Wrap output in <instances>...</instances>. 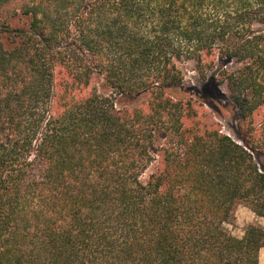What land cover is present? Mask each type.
<instances>
[{"label":"trees","instance_id":"1","mask_svg":"<svg viewBox=\"0 0 264 264\" xmlns=\"http://www.w3.org/2000/svg\"><path fill=\"white\" fill-rule=\"evenodd\" d=\"M184 63L210 93L176 96ZM223 88L264 107V0H0V264H259L264 225L229 229L264 218L255 142L200 103Z\"/></svg>","mask_w":264,"mask_h":264},{"label":"rangeland","instance_id":"2","mask_svg":"<svg viewBox=\"0 0 264 264\" xmlns=\"http://www.w3.org/2000/svg\"><path fill=\"white\" fill-rule=\"evenodd\" d=\"M29 18L22 17L11 20V28L27 26ZM180 68L184 75V82L177 93L178 98H189V94L193 97L199 98L205 93L210 91L205 87L206 80L203 76L195 70V67L191 63L180 64ZM90 88L97 89L100 93H108V88L104 85L101 77L95 76L90 85ZM223 92L214 93V98H203L201 104L203 105L204 111L209 116H212L216 122L219 123V127L223 132L233 135L234 137H241L246 135L255 142V153L256 157L264 170V107L259 108L254 114L247 120H244L236 112L234 107L230 104V98L225 88ZM118 107L123 108L135 106L138 101L135 98L129 101L122 100L120 97L117 98ZM203 118L201 117V121ZM165 141V135L162 132H156L154 144L151 147V153L154 161L149 168L142 175V180L146 181L150 174L156 169L158 161L160 159L159 153L161 146ZM245 206H239L236 212V222L234 225H230L229 229L236 235L241 237L244 234L245 228L251 223H260L264 225V218L262 220H255L254 222L248 223L249 209H244ZM244 210V212L242 211ZM252 211V210H251ZM264 264V248L260 251V263Z\"/></svg>","mask_w":264,"mask_h":264},{"label":"crops","instance_id":"3","mask_svg":"<svg viewBox=\"0 0 264 264\" xmlns=\"http://www.w3.org/2000/svg\"><path fill=\"white\" fill-rule=\"evenodd\" d=\"M244 209L246 208V209H248L247 207H243ZM243 212H244V210H242ZM250 212H249V214H247V216H248V223H250V222H254L255 220H262L263 219V217H259V216H257L253 211H251V210H249Z\"/></svg>","mask_w":264,"mask_h":264}]
</instances>
